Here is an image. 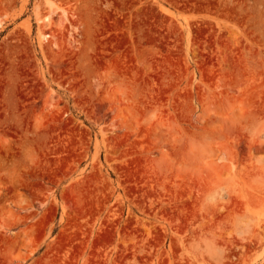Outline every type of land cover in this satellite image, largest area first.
I'll return each instance as SVG.
<instances>
[{
	"label": "rangeland",
	"instance_id": "obj_1",
	"mask_svg": "<svg viewBox=\"0 0 264 264\" xmlns=\"http://www.w3.org/2000/svg\"><path fill=\"white\" fill-rule=\"evenodd\" d=\"M0 264H264V0H0Z\"/></svg>",
	"mask_w": 264,
	"mask_h": 264
},
{
	"label": "bare ground",
	"instance_id": "obj_2",
	"mask_svg": "<svg viewBox=\"0 0 264 264\" xmlns=\"http://www.w3.org/2000/svg\"><path fill=\"white\" fill-rule=\"evenodd\" d=\"M47 19H48V16H45V17H44V20H47Z\"/></svg>",
	"mask_w": 264,
	"mask_h": 264
}]
</instances>
